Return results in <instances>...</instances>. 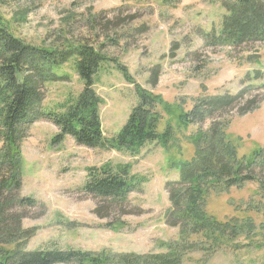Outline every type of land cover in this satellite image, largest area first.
<instances>
[{
	"label": "rangeland",
	"instance_id": "obj_1",
	"mask_svg": "<svg viewBox=\"0 0 264 264\" xmlns=\"http://www.w3.org/2000/svg\"><path fill=\"white\" fill-rule=\"evenodd\" d=\"M226 12L222 0H0V17L25 42L47 49L85 43L110 58L95 78L108 141L122 130L138 102L136 85L118 65L126 67L142 88L173 104L175 111L180 106L190 109L202 96L236 94L248 72L264 71V41L206 46L202 31L219 28ZM155 71L158 80L153 83L150 75ZM55 73L61 78L46 84L47 109L73 103L84 87L72 62ZM261 83L264 79L257 82ZM256 93L258 107L242 115L234 111L226 132L240 158L264 147V87ZM170 121L176 129L172 145L153 141L133 152L88 147L71 136L53 143L59 128L45 118L33 123L21 146V194L38 200L31 215H40L23 221L25 228H36L27 249L168 251L179 239L180 228L166 223V183L180 178L181 167L196 154L194 136L211 124L181 128L176 118L164 114L161 130ZM105 164L129 167L138 182L122 207L82 190L88 169ZM254 174L256 179L240 188L211 195L206 207L208 215L221 222L252 219L253 232L222 240L213 253H188L184 264H264V166L257 164ZM111 222L116 228L108 225Z\"/></svg>",
	"mask_w": 264,
	"mask_h": 264
},
{
	"label": "trees",
	"instance_id": "obj_2",
	"mask_svg": "<svg viewBox=\"0 0 264 264\" xmlns=\"http://www.w3.org/2000/svg\"><path fill=\"white\" fill-rule=\"evenodd\" d=\"M222 4L227 12L220 27L202 31L206 46L236 47L264 41V0H222ZM107 59L110 60L101 48L85 43L63 49L35 47L15 36L0 17V264H184L188 253L198 250L213 253L220 248L222 240L253 232L252 219L246 218L241 223L221 222L208 215L206 207L211 195L255 180L256 165L264 166V147L254 151L253 156L240 158L236 147L226 137L234 111L242 115L258 107L260 93L256 92L264 83L257 82L264 79V71L248 72L236 94L202 96L190 109L180 106L175 111L173 104L142 88L126 67L118 65L126 79L136 85L138 102L122 130L108 141L100 119L102 101L95 90L96 75ZM69 62L74 64L84 83L83 90L73 103L47 109L44 105L46 84L61 78L55 69ZM157 80L158 71H155L150 81L156 83ZM164 114H169L170 120L176 118L181 128L211 121L208 130L200 129L198 136H194L196 154L183 164L180 178L166 183L170 202L166 223L180 228L179 239L170 244L168 251L137 254L27 249L36 228H25L23 221L40 215H31V210L39 206L38 200L21 194V146L33 123L43 118L53 122L59 128L53 143L71 136L88 147L133 152L153 141L172 145L175 125L170 121L161 130ZM88 171L82 190L108 203L122 207L130 193L137 190L136 177L127 166L114 169L105 164L90 167ZM261 186H264L262 182ZM100 211L99 207L96 212ZM108 225L116 228L112 222ZM207 244H210L209 249H206Z\"/></svg>",
	"mask_w": 264,
	"mask_h": 264
}]
</instances>
